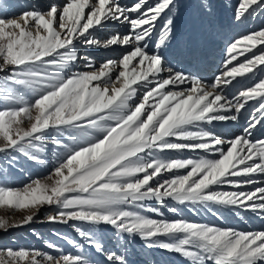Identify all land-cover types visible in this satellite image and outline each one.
I'll return each instance as SVG.
<instances>
[{
	"label": "snow or ice",
	"instance_id": "6c2138e0",
	"mask_svg": "<svg viewBox=\"0 0 264 264\" xmlns=\"http://www.w3.org/2000/svg\"><path fill=\"white\" fill-rule=\"evenodd\" d=\"M198 6L205 16L212 15L211 0H198ZM178 7L176 0L153 4L136 0L131 6L120 0H49L13 18L0 15V73H6L0 102L9 105L0 107V154H16L9 157L12 162L22 155L45 164L39 153L53 131L51 143L66 149L63 156L56 153V163L43 179L30 177L19 189L0 184V206L28 213L19 222L0 218V230L31 223L47 206L55 209L47 222H79L73 227L106 264H128L125 244L137 237L145 248L174 252L189 264H264V230L239 231L144 214L162 216L160 208L146 202L162 204L171 199L227 206L264 218V187L239 190L255 183L252 176H264V138L252 139L253 131L264 123V78L233 99L223 94L237 77L264 68V51L231 66L240 56L264 46V28L232 40L226 47V70L206 82L190 71L176 70L161 51L173 39ZM259 13H264V0H238L232 18L240 23ZM109 23L126 24L128 31L101 43L93 32ZM78 42L85 48L120 46L126 51L118 60L107 59L96 68L90 55L78 53ZM177 55L198 59L186 45ZM81 61L89 70L76 69ZM12 85L26 88L31 98L17 94ZM177 88L182 90H170ZM138 95L140 102L133 103ZM251 100L258 107L241 134L225 140L206 130L214 122L237 121ZM65 133L72 136L75 147L61 139ZM185 150L218 158L156 156ZM165 173L171 178L162 179ZM222 185L237 190H214ZM80 224L90 227L86 231ZM103 227L114 229L123 253L105 249ZM47 248L52 251L0 248V256L8 258H0V264H100L84 253L65 254L54 243H47Z\"/></svg>",
	"mask_w": 264,
	"mask_h": 264
},
{
	"label": "rangeland",
	"instance_id": "374dc122",
	"mask_svg": "<svg viewBox=\"0 0 264 264\" xmlns=\"http://www.w3.org/2000/svg\"><path fill=\"white\" fill-rule=\"evenodd\" d=\"M135 2L136 0H120L121 4L128 6H131ZM176 2L179 7L173 24L174 35L173 39L168 45V48L174 52L179 50L181 45H186L187 49H189V46L193 45L194 43L196 45H200L204 41L210 42L212 39L211 32L213 30H233L244 28V30L250 33L264 28V13H259L255 17H248L240 23L233 21V10L237 5L238 0H211L213 11L210 17L205 16L200 10L198 6V0H176ZM39 3L40 2H35L32 0H0V15L4 16L7 14L8 6L11 5L16 8V14L18 16L21 11L28 10L29 6H40L41 3ZM47 3L48 2H46V4ZM153 3H155V0H149V4ZM163 22V18L157 22V33ZM118 25L119 27L123 28L124 26H127L123 23H119ZM110 27L111 28L106 26L94 30L93 35L100 41H104L110 35L117 33L114 31L113 26ZM104 28H106L107 31L104 30V35L102 38H98L97 33L101 32ZM127 31L128 29L119 33L123 34ZM153 39H155V33ZM259 47L260 48L256 51V53L253 52L248 58H251L253 54L259 55L260 52L264 51V46ZM76 48L80 55H90L95 62L96 68H99L100 64L103 63L105 59H111L105 58L97 61L95 59L96 51H93L92 48H85L84 46L82 48V46L79 44L76 45ZM127 50H130V48ZM125 51L126 49L124 48L121 53H118V57L120 58ZM5 75L6 73H0V85H2ZM255 76L256 78H254L253 75L244 76L246 79L248 78L246 83H250L253 79H255L256 82H259L261 78H264V68L256 72ZM12 87L17 94L24 95L29 99L31 98L32 94L26 88L18 85H12ZM7 106L9 105L0 102V107ZM26 125L27 121H25V126ZM257 127L258 128L256 132L252 134L253 140L264 138V123L259 124ZM54 135H56L54 131L46 135L44 151L39 153V155L45 159V164L33 163L24 158L22 155L18 156V162H12L9 157L16 154H0V184L19 189L29 182L30 177L35 178L39 176L41 179H43L51 171L52 166L56 163V153H59L61 156H63L66 151V149L57 148L51 143V137ZM61 139H63L64 143L67 144L69 148L76 146V143L73 142L72 136L68 133H65ZM179 155L166 157L161 153L156 154L157 158L159 159H187V157H183L181 154ZM179 174H186V172L185 170H179ZM170 178L171 174H163L162 176V179ZM252 179L255 181V183L246 185L239 190L247 192L254 190L256 187H264V184L260 183V181L264 180V176L257 174L252 176ZM153 186H155V184ZM214 190L236 191L237 189L231 188L228 190L223 186H219L214 188ZM146 203L151 207H158L161 209V212L163 213L162 216H156L150 212L144 213L145 215L156 219L171 220L179 218L194 223L230 227L239 231L264 230V227H259L257 220L251 217L248 213L242 210L229 208L227 206L199 203L192 204L190 202L181 204L171 199L165 200V202L162 204L154 200L147 201ZM169 208H176L177 212L173 213L168 210ZM54 213V208L45 206L44 208L40 209V211L36 214V218L31 223L22 227L9 228L7 231L0 230V248L11 247L13 249L26 248L29 250L36 249L40 251H52L51 249L47 248V243H54L59 245L65 254L84 253L92 256L95 260L100 261V264H106L104 258L98 255L94 249L89 248L85 240L80 237L73 227V223L79 222H69L67 224L47 222L46 217ZM27 214V211L24 210H11L0 206V218L7 219L9 223L19 222L23 216ZM257 216L260 215L257 214ZM258 218L262 219L261 216L257 217V219ZM251 221L254 222L256 226L253 225ZM263 222L264 219L262 223ZM244 224H249L252 229L243 228L242 225ZM80 227L87 231L90 226L87 224H80ZM100 234L102 236V242L104 243L106 250L111 249L123 253L124 249L121 248L117 243V235L115 234L114 229L110 227H103ZM62 237H68V240L63 239ZM161 239L166 238L161 237ZM121 243H124V241L122 240ZM81 245H83V248L80 247ZM125 247L129 248L127 253L128 264H152L153 260H155L156 264H189L186 259L174 252H166L159 248H145L138 237L134 243L125 244ZM0 258L8 260L6 256H0Z\"/></svg>",
	"mask_w": 264,
	"mask_h": 264
},
{
	"label": "bare ground",
	"instance_id": "6f19581e",
	"mask_svg": "<svg viewBox=\"0 0 264 264\" xmlns=\"http://www.w3.org/2000/svg\"><path fill=\"white\" fill-rule=\"evenodd\" d=\"M35 2H40V6L46 4V2H49V0H32ZM60 2V0H58ZM16 8L11 5L8 6V11L7 14H5V17L8 18H13L16 17ZM109 27L113 26V29L115 32H121V31H126L128 29L127 26L119 27L118 24H113L109 23L106 24L104 27ZM235 27V26H234ZM223 28V27H222ZM221 29V28H220ZM104 30L107 31L106 28H104L101 32L97 33L98 38H102L104 35ZM113 32V31H112ZM212 34V39L210 42H202L200 45H196L195 43L193 45L189 46V51L195 52L198 55V59H193L191 56H183L180 57L177 55L178 51H171L168 47L167 48H162L161 51L164 53L166 57H168L172 63V65L176 68L178 71H190L194 75L200 76L202 79H204L206 82L213 81L214 78L218 75H220L223 71L226 70L224 66V61L227 57L226 53V47L227 45L234 39L238 38L239 36L248 34L244 28L242 29H233V30H213L211 32ZM101 43H103V40H101ZM82 46V43H77ZM81 48V50H82ZM260 47L258 46L257 49H253L252 52L246 53L245 55H242L238 58L237 61H233L231 66H236L238 63H243L246 59L248 58L249 55H251L253 52L256 53V51ZM263 48V47H262ZM93 51H96L95 59L97 61H100L105 58H111L118 60V53H121V51L124 50V48L120 46H112L109 48H103V47H92ZM259 52V51H258ZM118 57V58H117ZM117 58V59H116ZM107 60V59H105ZM99 63V62H98ZM76 69L84 71L87 70L83 66V61L79 62L76 65ZM259 74V73H258ZM257 74V75H258ZM254 78H256L255 75H253ZM248 79V78H247ZM247 79L243 77H237L233 83L226 89H224L223 94L228 97V99H233L238 93L247 87H253L256 83V80L253 79L250 83H246ZM182 87H187L182 86ZM240 88V89H238ZM170 90H182L181 88L177 89H170ZM141 94L143 92V89L140 90ZM140 102V95H138L136 98H134L133 103H139ZM235 100H233V104H235ZM254 107H258V102L256 100H251L247 103L245 108L239 113V119L237 121H227V122H214L211 125H207L206 130H210L215 132L217 135H219L222 139L225 140H230L232 139L235 135H239L242 133L243 128L247 125V122L252 114V110ZM230 115L236 114L235 112L229 113ZM258 127L253 131V134L256 132ZM195 130V129H193ZM92 136H99V133H92ZM91 137H84V139H90ZM162 155L169 157L173 155H179L181 154L183 157H187V159H196L199 157H206V158H218V156L213 157L211 154L204 153L202 151H183V152H178V151H168V152H162ZM180 156V155H179ZM166 175H170L169 173H165ZM164 174V175H165ZM226 189L230 190L231 186L228 185H222ZM232 191V190H231ZM244 211V210H242ZM248 213L251 217L255 218L257 220L259 227H264V222L262 223L263 219H257L256 213H253L251 211H244ZM253 225L254 222L251 221ZM252 225V226H253ZM256 226V225H255ZM243 228L246 229H252L249 224H244L242 225Z\"/></svg>",
	"mask_w": 264,
	"mask_h": 264
}]
</instances>
